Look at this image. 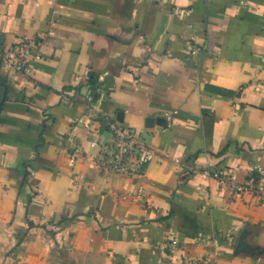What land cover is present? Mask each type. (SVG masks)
Returning a JSON list of instances; mask_svg holds the SVG:
<instances>
[{
  "label": "crops",
  "instance_id": "obj_1",
  "mask_svg": "<svg viewBox=\"0 0 264 264\" xmlns=\"http://www.w3.org/2000/svg\"><path fill=\"white\" fill-rule=\"evenodd\" d=\"M262 179L264 0H0V264H264Z\"/></svg>",
  "mask_w": 264,
  "mask_h": 264
},
{
  "label": "built area",
  "instance_id": "obj_2",
  "mask_svg": "<svg viewBox=\"0 0 264 264\" xmlns=\"http://www.w3.org/2000/svg\"><path fill=\"white\" fill-rule=\"evenodd\" d=\"M36 41L31 39H20L19 42L2 53L3 65L9 71L17 75H27L30 66V59L37 49ZM199 50L191 48L190 59L198 57ZM92 101V98H89ZM109 144L102 148L97 157L98 170L103 175H114L119 177H134L141 173L143 167L149 164L154 158V151L149 146L143 133L125 128L119 124H110ZM218 181L228 182L219 173L212 175ZM264 184V179L261 185ZM246 190L237 187L238 192ZM264 194V187L260 189Z\"/></svg>",
  "mask_w": 264,
  "mask_h": 264
}]
</instances>
